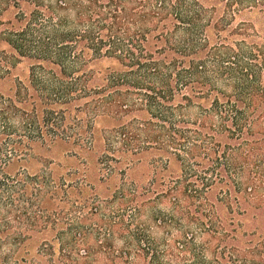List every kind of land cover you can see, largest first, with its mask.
<instances>
[{
    "label": "trees",
    "instance_id": "1",
    "mask_svg": "<svg viewBox=\"0 0 264 264\" xmlns=\"http://www.w3.org/2000/svg\"><path fill=\"white\" fill-rule=\"evenodd\" d=\"M1 43L0 264L37 234L31 264H264V0H0ZM21 59L27 79L4 91ZM98 118L100 163L154 151L180 174L152 198L154 178L100 197ZM35 142L84 167L29 173Z\"/></svg>",
    "mask_w": 264,
    "mask_h": 264
},
{
    "label": "rangeland",
    "instance_id": "2",
    "mask_svg": "<svg viewBox=\"0 0 264 264\" xmlns=\"http://www.w3.org/2000/svg\"><path fill=\"white\" fill-rule=\"evenodd\" d=\"M13 14L14 10L10 8L3 14L2 17L4 20L10 19L12 21ZM240 18L258 24V21L256 20L257 17L250 14H244L238 19ZM0 49H4L7 53L8 51H10L9 48L3 43L0 44ZM29 64L30 61L26 59H21L15 64H10L9 73L2 79V89L4 91H8L14 85L16 80L27 79ZM112 65L113 62L109 59H102L94 64V66L98 69H105L106 67ZM109 125L110 122L108 120H102L98 118L95 121L96 138H100V140L96 141V149H94L92 154L89 155L90 163L87 164L89 166L87 169V174L89 175L91 181H95L93 183L94 188L95 190H97L99 196H109L119 186H122L123 181L133 182V180L137 185L138 192L142 193L140 192V190L142 191V188H149V182L153 178L155 180V186L153 187L152 185V187H150L151 192L146 194L145 196L149 195L152 198L156 193H160L166 190L167 185L165 186V184H168V182L172 179L171 177L178 176L180 174V168L178 164L172 160L168 164L167 168L164 169V164L160 163L158 159H161L162 161H164L165 159L160 157L158 152H147L146 154H144L142 160H140L138 164L128 165V160H126L121 155V157L118 158V153H115L114 155H111V157H109L113 158L114 160L117 159L116 161L118 163L110 159L108 161H103V163H100V161L102 160L99 159L101 157L100 154H102L103 150H105L103 149V146L105 144L104 130ZM68 149L72 150V147H66L62 143H53L51 146H42L40 143L38 144L35 142L32 146V151L24 160L27 171L29 173H39L42 170L51 169L57 176L59 174H62L66 170L69 171L70 169H78V172L81 171L84 167V164L82 163L83 159H78L74 156H71ZM110 167L112 171L111 169H109ZM128 168L129 170H127ZM68 179H70V177H67V180ZM160 183H163V185H160ZM142 198L143 197H141L140 199ZM157 208L162 211H166L169 208L168 202H158ZM139 220L140 222L151 224L148 209L144 208L141 211ZM175 221L178 222L177 216H175ZM152 229L156 234H159L156 228L152 227ZM176 229L177 227H175L173 224L171 230L176 231ZM45 237L46 236L42 234L32 236V238L27 241V259L24 262H19L18 264H31L30 258L36 255L38 244Z\"/></svg>",
    "mask_w": 264,
    "mask_h": 264
}]
</instances>
